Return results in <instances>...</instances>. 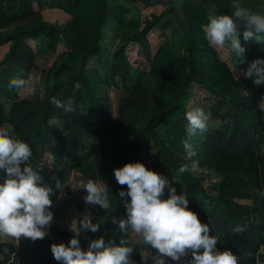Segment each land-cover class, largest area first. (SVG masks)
<instances>
[{
	"label": "trees",
	"instance_id": "obj_1",
	"mask_svg": "<svg viewBox=\"0 0 264 264\" xmlns=\"http://www.w3.org/2000/svg\"><path fill=\"white\" fill-rule=\"evenodd\" d=\"M135 1L144 7H165L140 21L128 16L134 9L131 5L109 0H0V46H7L0 57V126L29 144L30 165L40 171L46 186L54 188L50 195L54 217L48 234L35 242L22 237L17 251L11 243L0 241V264H8L11 253L16 255L14 264H61L53 259L50 246L67 245L74 235L54 226L71 212L59 197L74 176L85 183L91 179L105 184L110 201L107 210L81 201L73 206L86 213L76 216V226L83 216L101 225L96 233L81 232L82 250L101 236L106 243L118 244L122 234L110 217L126 216L119 192L127 191V186L117 183L113 170L137 161L173 177L177 194L186 196L188 209L217 238V250L231 251L237 264H264V110L259 107L264 84L256 86L242 74L248 63L264 59V44L255 39L245 42L240 33L245 63L237 66L240 73L235 75L231 55L230 65L208 45L203 26L211 15L195 0H183L182 17L170 0ZM210 1L231 15L233 0ZM239 2L253 12L264 11V0ZM48 10L59 11L66 19L49 22L42 15ZM153 28L159 30L162 41L151 52L146 34ZM105 29L117 37L109 58L102 44ZM126 42L138 45L148 62L146 70L131 73L124 55ZM47 56L48 68L39 70V94L22 97L9 89L12 79L32 76L36 61ZM194 83L209 93V120L217 122L192 142L198 169L218 176L214 193L206 191L199 175L179 173L181 165L191 164L182 141L188 111L184 99ZM110 88L121 91L114 111ZM53 97L62 102L72 99L76 111L65 114L51 103ZM3 179L0 172V183ZM57 183L63 188H56ZM167 196L165 189L163 198ZM237 226L244 231L233 232ZM127 238L134 246L130 257L134 264H153L155 250L135 233ZM166 264L176 262L166 259ZM179 264H186V258Z\"/></svg>",
	"mask_w": 264,
	"mask_h": 264
},
{
	"label": "clouds",
	"instance_id": "obj_2",
	"mask_svg": "<svg viewBox=\"0 0 264 264\" xmlns=\"http://www.w3.org/2000/svg\"><path fill=\"white\" fill-rule=\"evenodd\" d=\"M231 7V15H212L209 23L203 26V31L210 47L228 51L235 71L238 65L245 63L246 48L241 44V29L245 42L255 39L264 44V11L253 12L242 6L239 0H233ZM242 74L252 79L256 86L264 84V59L248 63ZM31 79V76L27 79L14 78L8 87L31 96L36 92L29 83ZM51 103L65 114L76 111L72 99L62 102L53 97ZM259 107L264 110V106ZM210 115L200 108L185 113L186 138L182 147L185 158L191 164L181 165L180 174L198 170V161L193 160L197 153L192 138L208 131ZM31 156L28 143L14 139L10 129L0 128V172L4 173L0 183V241L12 243L17 248L22 237L33 242L44 239L54 217L50 210V195L54 194V188L46 186L40 171L30 165ZM113 171L117 183L127 186V191L119 192L126 216L119 219L110 217V222L122 234L119 243L115 240L106 243L101 236L90 240L87 250H82L79 241L81 232L96 233L101 226L93 223L89 216H83L78 226L72 223L74 235L67 245L50 246L53 259L61 264H134L130 259L134 246L127 238L131 232L155 250V255L151 257L153 264H166V259L179 264L182 258H186V264H237V257L231 251L217 250L218 240L210 235L209 225L201 223L197 214L188 209V199L177 194L167 177L147 169L139 161L126 163ZM56 188L63 186L57 183ZM83 188L86 191L83 199L87 205L109 209L108 187L105 184L99 185L89 179ZM166 188L168 196L165 199ZM243 231L240 226L233 229V232ZM189 255L191 258L187 259ZM15 261L16 255L12 253L8 264Z\"/></svg>",
	"mask_w": 264,
	"mask_h": 264
},
{
	"label": "rangeland",
	"instance_id": "obj_3",
	"mask_svg": "<svg viewBox=\"0 0 264 264\" xmlns=\"http://www.w3.org/2000/svg\"><path fill=\"white\" fill-rule=\"evenodd\" d=\"M113 2V3H121V4H127V5H131L133 9L132 14H129L128 16L131 18H138L140 21L145 20L146 18H150L151 15H157L160 13V11L165 7L164 4H158L156 6H151V7H144L142 6V4L139 1H135L133 2V0H109V2ZM43 18L49 22H63L64 19H66V16L64 14H61V12H56L54 10H48V11H44L42 13ZM108 30H104L103 31V35H102V44L105 48V52L104 54L107 56V58L110 57L111 52L113 51V47L117 42V37H112L109 35ZM148 43H149V47H150V51L153 52L155 50V48L161 43L162 38L159 34V30L157 28H153L152 30L148 31L146 34ZM29 44L32 45V41L29 40ZM218 53V56L225 60L228 61V63L231 65V61H230V54L228 53V51L226 49H215ZM6 51V45H2L0 46V57L3 55V53ZM124 55L125 58L127 60V62L129 63L130 67H131V73H134L135 71H144L148 68V62L142 58V55L139 51V47L136 43L134 42H126L124 43ZM37 64V68L35 69L34 73L32 74V79L29 81L30 84L34 85L36 92L35 94H39L41 92V88H42V80L40 77V72L39 70H44L47 69L49 64H50V60H48V56L45 58L43 57V59H38L36 61ZM232 67V71L234 72L235 75H239V71L235 70L234 71V67L233 65ZM98 70L101 74V76H103V71L100 67H98ZM192 87L189 88L190 91V95L189 98H185L184 102H185V106L187 108L188 111L196 109V108H200L202 110H204L205 113H208V106L211 104V99H210V95L209 93L206 91V89L204 87L198 86L197 84H192ZM108 93L110 95L111 98V104H112V110L114 111V106L116 103V98H118L121 95V91L119 89H113L110 88L108 90ZM24 94V92H23ZM259 105L264 106V99L261 98ZM261 108V107H260ZM217 124V122L215 123ZM214 124V125H215ZM213 125L211 124L210 120L208 121V127H212ZM214 127V126H213ZM0 128H6L4 126H0ZM202 134H198L196 137L192 138V142L197 138L200 139L202 137ZM186 138V134L183 136V140ZM152 155V154H151ZM44 163L48 164V158L46 157V155L44 156ZM169 173V172H168ZM196 175H199L202 178V185L203 187L206 189V191L208 193H214L216 190V185H217V181H218V176L210 173V172H206L203 170H197L195 172H193ZM169 180L170 183H172L173 181V177L168 174L166 176ZM86 184L85 181H83V179H76V177H72L70 179V181L65 185L64 190L62 191L60 197H59V201L68 206L71 207V212H69L68 214L63 215L62 217H60L56 223H55V227L62 229L64 231H68V232H72L71 230V225L72 223L75 224V219L76 216L78 214H80L81 212L77 211L76 209H74V205L77 201H81L83 204L87 205L84 202L83 197L86 195V191L83 188V185ZM167 189V188H166ZM86 215V213L82 212L81 215ZM263 252V250H261V253Z\"/></svg>",
	"mask_w": 264,
	"mask_h": 264
},
{
	"label": "water",
	"instance_id": "obj_4",
	"mask_svg": "<svg viewBox=\"0 0 264 264\" xmlns=\"http://www.w3.org/2000/svg\"><path fill=\"white\" fill-rule=\"evenodd\" d=\"M195 1L211 16L215 14H225L210 0H195ZM170 2L172 3V6L175 8L179 16L182 17L180 12V6L183 0H170ZM238 23H242V22H238ZM240 33L242 34V29L240 30Z\"/></svg>",
	"mask_w": 264,
	"mask_h": 264
},
{
	"label": "crops",
	"instance_id": "obj_5",
	"mask_svg": "<svg viewBox=\"0 0 264 264\" xmlns=\"http://www.w3.org/2000/svg\"><path fill=\"white\" fill-rule=\"evenodd\" d=\"M154 6H156V5H154ZM151 7V6H150ZM7 47V46H6ZM34 71H35V69H34ZM34 71L32 72V74L34 73ZM34 86V85H33ZM19 95L20 96H22V97H28L27 95H25V94H23V92H19ZM216 121L215 122H213V121H211V124L213 125V126H215L216 124ZM215 124V125H214ZM198 170H200V169H198Z\"/></svg>",
	"mask_w": 264,
	"mask_h": 264
},
{
	"label": "built area",
	"instance_id": "obj_6",
	"mask_svg": "<svg viewBox=\"0 0 264 264\" xmlns=\"http://www.w3.org/2000/svg\"><path fill=\"white\" fill-rule=\"evenodd\" d=\"M11 244H12V243H11ZM12 248H13L14 251H17V247L14 246L13 244H12ZM11 256H12V253L10 254V258H11ZM10 258H9V259H10Z\"/></svg>",
	"mask_w": 264,
	"mask_h": 264
}]
</instances>
